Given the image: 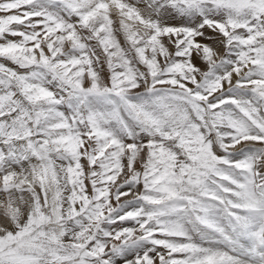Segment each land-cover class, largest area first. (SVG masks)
<instances>
[{"label":"snow or ice","instance_id":"snow-or-ice-1","mask_svg":"<svg viewBox=\"0 0 264 264\" xmlns=\"http://www.w3.org/2000/svg\"><path fill=\"white\" fill-rule=\"evenodd\" d=\"M0 61V264H264V0H0Z\"/></svg>","mask_w":264,"mask_h":264},{"label":"rangeland","instance_id":"rangeland-1","mask_svg":"<svg viewBox=\"0 0 264 264\" xmlns=\"http://www.w3.org/2000/svg\"><path fill=\"white\" fill-rule=\"evenodd\" d=\"M0 62H2V61H0ZM9 66H11V65H9ZM200 66H201V67H204V65H202V64H201ZM0 211H1V210H0Z\"/></svg>","mask_w":264,"mask_h":264},{"label":"bare ground","instance_id":"bare-ground-1","mask_svg":"<svg viewBox=\"0 0 264 264\" xmlns=\"http://www.w3.org/2000/svg\"><path fill=\"white\" fill-rule=\"evenodd\" d=\"M2 211V210H1Z\"/></svg>","mask_w":264,"mask_h":264}]
</instances>
